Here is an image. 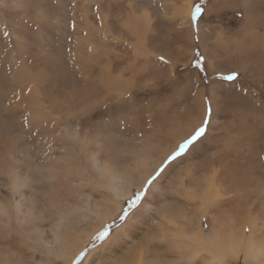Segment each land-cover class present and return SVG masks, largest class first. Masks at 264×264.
Listing matches in <instances>:
<instances>
[{
  "label": "rangeland",
  "instance_id": "obj_1",
  "mask_svg": "<svg viewBox=\"0 0 264 264\" xmlns=\"http://www.w3.org/2000/svg\"><path fill=\"white\" fill-rule=\"evenodd\" d=\"M0 208V264H210L244 227L264 247V0H0Z\"/></svg>",
  "mask_w": 264,
  "mask_h": 264
},
{
  "label": "bare ground",
  "instance_id": "obj_2",
  "mask_svg": "<svg viewBox=\"0 0 264 264\" xmlns=\"http://www.w3.org/2000/svg\"><path fill=\"white\" fill-rule=\"evenodd\" d=\"M187 5H188V7H187L188 8V11L187 12H189L190 11V8L192 6H190V3L189 2H188ZM123 194H125V195L129 194V188ZM117 195L120 196V197H122V195L120 193L117 194ZM218 202H220V201H218ZM2 211L4 212V209L0 208V214H1ZM108 215L109 214H106V217ZM0 218H1L0 221L1 220H4V218H2V217H0ZM163 225H165V224H163ZM251 228H248V229H251ZM244 229H245V227L243 228V231L241 233L237 232V233H239L237 235V238L234 235L226 236V238L224 237L223 239H225V241H222V240L221 241H218V240H216V238L213 237V235L210 236V237H207L208 238L207 239L208 242L207 241H203V243L208 246V251H209L208 254H210V257H209L210 259H208L209 260V263L210 264H215V262H217V261L220 263L222 261V258H223V256L225 255L226 252H227V254L228 253L238 254L240 258L241 257H243V258L244 257H249V256H252V255H254V257H256V256L259 257V255H262L263 256L264 255V247H263V244L260 245L259 243H257L258 237H256L254 235V232H251V230L245 231ZM2 230H3L2 227H0V239L1 238L2 239L4 238V237H2L3 236L2 233H4ZM200 237L201 236L196 235V232H194L193 238H195V239H193V240H195V242L202 243V240L203 239H201ZM6 244H7V242H6ZM150 245L153 247V250H156L155 248H161L164 244L161 241H158V242L155 241V242H152ZM78 251L79 250H77L75 252V254H77ZM254 259H256V258H254ZM195 263L196 262H193V264H195Z\"/></svg>",
  "mask_w": 264,
  "mask_h": 264
},
{
  "label": "snow or ice",
  "instance_id": "obj_3",
  "mask_svg": "<svg viewBox=\"0 0 264 264\" xmlns=\"http://www.w3.org/2000/svg\"><path fill=\"white\" fill-rule=\"evenodd\" d=\"M203 11H204L203 7L200 6L199 4H197L193 7V10L190 13V21L193 24L197 25V29H198L197 18L202 15ZM73 27H74V25H73ZM5 35H9V34L5 33ZM160 59L163 60L164 58L160 57ZM204 61H205V57L201 56L197 53V58L193 61V63L195 64V66L197 68H199L201 71H203ZM237 75H238V73H231L226 77V79L232 80ZM206 111L207 112L211 111L210 106L206 109ZM25 122H27L26 119H25ZM208 123H209L208 116L205 115L201 125L199 127H197L196 129H194V132L192 134H190V136L188 138H186L182 143L177 145V148L167 157V160H172L175 157L180 156L182 153H184L188 149L189 145H192L195 141L198 140V138L203 136L206 132V126ZM151 182H152L151 179L146 181L145 187L149 186L151 184ZM141 195H143V193L137 192V193H135L134 198H131L128 201V209L124 210V215H122L120 217L121 220H123L125 218L129 209L135 207L140 202ZM245 231H248V229H245ZM107 236H108V229L105 228L103 231L99 232L96 236L93 237V243H95L97 241H102ZM85 252H86V249L84 251H81L79 254H77V256L75 257V260L73 261V264H78V262L81 261L82 257L85 255Z\"/></svg>",
  "mask_w": 264,
  "mask_h": 264
},
{
  "label": "trees",
  "instance_id": "obj_4",
  "mask_svg": "<svg viewBox=\"0 0 264 264\" xmlns=\"http://www.w3.org/2000/svg\"><path fill=\"white\" fill-rule=\"evenodd\" d=\"M196 5V4H195ZM129 201V200H128ZM128 201H126V204L128 203ZM126 208V207H125Z\"/></svg>",
  "mask_w": 264,
  "mask_h": 264
}]
</instances>
